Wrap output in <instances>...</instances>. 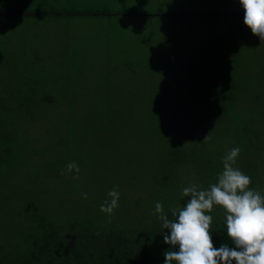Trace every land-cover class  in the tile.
I'll list each match as a JSON object with an SVG mask.
<instances>
[{
  "label": "rangeland",
  "instance_id": "374dc122",
  "mask_svg": "<svg viewBox=\"0 0 264 264\" xmlns=\"http://www.w3.org/2000/svg\"><path fill=\"white\" fill-rule=\"evenodd\" d=\"M132 1H136L133 6L125 1L117 8L132 7L150 16L102 17L93 24L75 22L79 35L74 34V42L86 50L90 60L81 62V92L78 93L81 109L75 112V123L84 121L79 124L78 133L77 128L71 136L70 144L80 147V155L86 156L87 161L79 166L78 176L75 170L62 174L68 162L61 166L53 162L64 160L68 154L74 158L77 150L71 151L65 141L62 111H45L46 119L41 116L22 134L23 141L30 144L25 158L31 163L12 177L13 187L8 192L12 196H4L0 201L1 239L26 220L31 210L37 213L65 212L73 206L94 208L103 189L115 188L120 194L118 205L123 207L126 202L136 212L162 185L163 176H167L164 172L167 173L172 160L181 163L175 166L182 170L179 180L183 189L187 187L186 181H192L190 174L184 179L190 164L185 159L189 151L206 147L216 157L223 149L231 148L235 136L232 140L230 130L225 127L227 117H222L225 126L220 123L214 129L216 134L210 130L214 111L210 115L201 112L210 122L195 120L197 125L193 127L187 125L186 117L174 125L166 126L162 122L171 137L161 138L164 134L158 133L159 140L156 134L152 135L158 141L151 143L150 135L140 125L147 105L163 107L168 116L171 115L168 107L187 111L186 108L189 110L198 101L211 107L214 104L230 106L240 118L241 115L253 118L264 130V43L259 37L244 39L250 62L238 65L235 58L225 55L233 48V42L224 36L229 22L158 16L177 9L175 5L155 0ZM230 10L243 8L231 6ZM240 23L245 25L244 21ZM68 25L63 21L62 26ZM56 36L55 42L61 34ZM206 136L209 139H204ZM39 166L43 169L42 175L30 180L31 172H37ZM1 188L3 182H0V191ZM83 193H87L86 198ZM104 197L111 200L108 195Z\"/></svg>",
  "mask_w": 264,
  "mask_h": 264
},
{
  "label": "trees",
  "instance_id": "16d2710c",
  "mask_svg": "<svg viewBox=\"0 0 264 264\" xmlns=\"http://www.w3.org/2000/svg\"><path fill=\"white\" fill-rule=\"evenodd\" d=\"M125 1L129 3L128 6L136 3L132 0H0V182H3L0 201L4 196H12L8 192L13 187L10 181L16 172L30 165L31 162L25 158V151L29 150L30 144L23 141L22 134L41 116L45 120V111H62L65 141L71 151L77 150L75 159L68 154L64 160L53 163L61 166L74 161L82 166L87 161L86 156L80 155V147L70 144L71 136L77 128L78 133L79 124L84 121L78 125L75 123L76 113L81 109L78 107L82 78L79 71L81 62L90 60L86 50L74 42V34L79 35L76 31L78 27L74 25L78 21L98 23L102 17L120 19L123 16H150L146 11L139 12L132 7L118 9L117 6ZM154 2L172 7L175 5L177 9L158 13V16H191L229 22L225 26L224 36L233 42V48L225 55L235 58L234 62L238 65L244 66L250 62L244 39L253 34L240 23L244 21V9L230 10L231 6L241 7L239 0ZM63 21L69 23L67 28L62 26ZM54 28L56 30L53 31ZM57 34H61V38L55 42L53 40L58 37ZM208 64L206 61L205 65ZM207 105L198 101L189 110L186 108L187 111L168 107L170 116L165 114L163 107L147 105L143 114L144 122L140 125L146 135H150L151 143H156L161 133L164 134L161 138L171 137L170 130L162 122L166 126L174 125L186 117L187 125L193 127L197 125L195 120H208L206 114L210 115L214 111L213 121H208L211 123V132L215 133L214 129L220 123L225 126L222 117H227L225 127L230 130L228 133L232 140L235 136L229 151L237 146L241 149L234 167L251 178L250 189H264V130L253 118H244L243 115L240 118L230 106ZM201 112L206 114L202 115ZM155 134L158 140L152 137ZM222 151L216 157L206 147L188 152L185 159L190 164L184 179L190 174L192 181H186L187 187L195 184L207 189L216 182L217 173L223 169L222 159L229 152ZM172 161L167 173L164 172L167 176H163L165 180L162 185L136 212L126 202L123 207L114 209L111 215L102 212L100 205L103 199H108L103 196L108 195L111 189H103L97 200L99 207L80 209L73 206L65 212L29 211L26 220L10 233L2 235L3 239L0 237V264H164L163 253L167 250L178 251V246L173 248L164 242L163 236L169 230L162 228V222L158 219L160 214L155 213V203L161 202L164 213L172 219L171 210L183 207L190 198L182 195L183 184L179 180L182 170L180 166H175L181 163ZM38 168L37 172H31L30 180L42 175L43 169L40 166ZM261 194L264 195V192ZM123 195L128 193L123 192ZM205 214L212 216L210 235L213 246L219 248L226 244L229 248L235 247L227 235L222 206L214 205L213 210ZM4 239L7 242H3ZM172 264H176V261ZM232 264L236 262L233 260Z\"/></svg>",
  "mask_w": 264,
  "mask_h": 264
},
{
  "label": "clouds",
  "instance_id": "9594fccd",
  "mask_svg": "<svg viewBox=\"0 0 264 264\" xmlns=\"http://www.w3.org/2000/svg\"><path fill=\"white\" fill-rule=\"evenodd\" d=\"M244 9V23L253 35L264 43V0H239ZM204 139H209L206 136ZM240 147H233L222 159L223 169L217 173L216 182L207 189L193 184L184 187L183 197L187 199L183 207L171 210L172 219L164 213L163 205L155 203V213L162 222V228L169 230L164 234L166 244L178 246L177 250L163 253L164 264H264V195L262 190H253L248 186L251 178L239 168L234 167ZM75 170L79 174L76 162H69L62 174ZM84 198L87 193L82 194ZM119 192L113 188L100 205V210L108 215L113 214L119 200ZM222 206L225 210L227 235L235 245L229 248L222 244L213 246L210 235L212 216L205 214L213 210V206Z\"/></svg>",
  "mask_w": 264,
  "mask_h": 264
}]
</instances>
